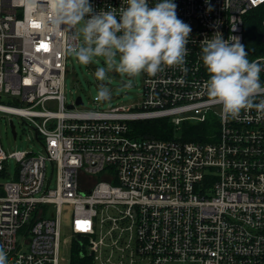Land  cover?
I'll return each instance as SVG.
<instances>
[{
  "label": "built area",
  "instance_id": "built-area-1",
  "mask_svg": "<svg viewBox=\"0 0 264 264\" xmlns=\"http://www.w3.org/2000/svg\"><path fill=\"white\" fill-rule=\"evenodd\" d=\"M172 2L192 29L187 71L143 74L134 109L91 111L65 103L63 41L41 19L26 20L21 0H0V112L26 122L44 151L7 154L0 143V174L8 176L9 159L17 165L0 184L9 264H264V118L253 109L222 120L202 94L201 60V41L217 31L243 44L244 17L264 16V0ZM90 3L98 13L123 0ZM151 119L174 130L185 121L215 125L204 142L130 134V122Z\"/></svg>",
  "mask_w": 264,
  "mask_h": 264
},
{
  "label": "clouds",
  "instance_id": "clouds-1",
  "mask_svg": "<svg viewBox=\"0 0 264 264\" xmlns=\"http://www.w3.org/2000/svg\"><path fill=\"white\" fill-rule=\"evenodd\" d=\"M26 20H42L43 29L63 41L65 58L80 65L96 64L98 82L94 101L110 103L112 76L119 74L122 89H131L143 74L155 77L166 68L184 67L191 27L178 18L172 0H123L117 8L98 13L90 0H21ZM119 18V19H118ZM27 30V28H26ZM234 30V29H233ZM201 60L209 78L202 94L220 106L224 121L238 120L242 112L255 110L264 118V60H249L240 38L223 39L220 32L201 41ZM0 264H9L0 245Z\"/></svg>",
  "mask_w": 264,
  "mask_h": 264
},
{
  "label": "rangeland",
  "instance_id": "rangeland-1",
  "mask_svg": "<svg viewBox=\"0 0 264 264\" xmlns=\"http://www.w3.org/2000/svg\"><path fill=\"white\" fill-rule=\"evenodd\" d=\"M95 69L96 64L84 66L80 65L72 58L66 59L63 93L67 105L74 102L77 97H81L82 105L78 107L79 110L107 111L116 106L132 107L133 109L137 106L143 92L142 76L136 79L133 88L122 89V78L120 75L116 73L110 74L112 76L110 86L114 89L112 100L110 103H97L93 99L98 85V82L93 76ZM10 121H12L15 129V139L11 132ZM181 125L177 130L175 129L173 134L174 139H181ZM0 143L3 151L7 154L26 151L41 155L44 152L42 146L35 140L33 129L30 128L26 122L20 121L17 116L3 114L2 112H0ZM16 166L14 159L8 160L6 166L8 176L0 174V184L8 182L13 177ZM49 172L50 170L48 167V175ZM70 219L71 211L68 207H64L62 215L64 227L68 225ZM62 231V235H64L65 232L67 237V228H63ZM61 256L68 259L70 256L68 249H62Z\"/></svg>",
  "mask_w": 264,
  "mask_h": 264
},
{
  "label": "trees",
  "instance_id": "trees-1",
  "mask_svg": "<svg viewBox=\"0 0 264 264\" xmlns=\"http://www.w3.org/2000/svg\"><path fill=\"white\" fill-rule=\"evenodd\" d=\"M264 16L259 9L248 12L244 17L243 36L245 50L252 58L264 53L262 36L264 28L262 20ZM215 123L207 120L204 123L185 121L181 125L182 141H209V133L212 132ZM174 127L167 119H151L129 123V132L135 138H155L162 140L174 139Z\"/></svg>",
  "mask_w": 264,
  "mask_h": 264
},
{
  "label": "water",
  "instance_id": "water-1",
  "mask_svg": "<svg viewBox=\"0 0 264 264\" xmlns=\"http://www.w3.org/2000/svg\"><path fill=\"white\" fill-rule=\"evenodd\" d=\"M0 100L5 101V99L2 98V97H0ZM81 104H82L81 97H77L75 99V105H81ZM71 108H72V105H69L68 109H71ZM20 121H22V120H20ZM10 126H11V132H12L13 138H15L16 137V133H15V129H14V126H13L12 122H10Z\"/></svg>",
  "mask_w": 264,
  "mask_h": 264
},
{
  "label": "snow or ice",
  "instance_id": "snow-or-ice-1",
  "mask_svg": "<svg viewBox=\"0 0 264 264\" xmlns=\"http://www.w3.org/2000/svg\"><path fill=\"white\" fill-rule=\"evenodd\" d=\"M43 47H45V48H46L47 46H46V45H44Z\"/></svg>",
  "mask_w": 264,
  "mask_h": 264
}]
</instances>
